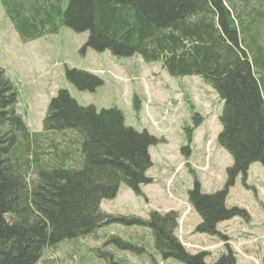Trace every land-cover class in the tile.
<instances>
[{
	"label": "trees",
	"instance_id": "trees-1",
	"mask_svg": "<svg viewBox=\"0 0 264 264\" xmlns=\"http://www.w3.org/2000/svg\"><path fill=\"white\" fill-rule=\"evenodd\" d=\"M249 1L243 0L245 5ZM252 1L264 9V0ZM0 2L22 42L54 34L63 26L88 34L82 52L108 51L115 58L136 55L144 63L160 62L171 77L201 78L222 102L217 143L232 165L221 191L204 195L195 181L188 192V203L200 218L195 232L218 236L219 223L247 218L243 210L226 208L225 199L236 177L244 178L251 164L259 163L264 171V22L257 24L262 14L256 6L241 20L236 2L226 0ZM4 74L0 69V264H38L46 248L89 236L102 225L138 224L105 215L100 203L114 199L120 185L141 195L139 188L150 183L148 149L155 139L127 127L117 109L96 111L59 91L47 106L42 131L70 132L74 138L61 152L53 150L51 164L38 165L33 150L41 133H31L16 114L17 94ZM78 76L90 81L89 89L99 84L65 70L66 79L77 86ZM132 104L137 111L135 96ZM74 152L78 159L69 163ZM31 172L35 177L29 181ZM150 216L146 224L163 260L204 264L206 253L189 255L173 235V215ZM111 242L121 250L135 249L117 239ZM234 263L228 250L216 264Z\"/></svg>",
	"mask_w": 264,
	"mask_h": 264
},
{
	"label": "rangeland",
	"instance_id": "rangeland-1",
	"mask_svg": "<svg viewBox=\"0 0 264 264\" xmlns=\"http://www.w3.org/2000/svg\"><path fill=\"white\" fill-rule=\"evenodd\" d=\"M233 1L241 20L256 6L262 14L257 24L264 22V9L255 1L250 0L247 5L243 0L226 3ZM87 35L60 26L54 34L22 42L0 2V69L16 91V114L31 133H41L33 150L38 165L51 164L53 150L61 152L74 138L70 132L42 131L47 106L59 91L96 111L117 109L127 127L145 131L156 141L148 149L151 167L146 177L150 183L139 188L141 195L120 185L114 199L100 203V211L111 218L140 222L102 225L89 236L60 242L46 248L38 264H107L108 260L118 264H181L163 260L156 251L152 231L146 224L153 213L158 219L173 215V235L189 255L206 253L204 264H216L228 250L234 264H262L264 171L259 163L251 164L244 178L236 177L225 199L226 208L243 210L247 218L219 223L218 236L195 232L200 218L188 203V192L195 181L204 195L221 191L226 169L232 165L231 157L217 143L222 102L215 91L196 76H169L160 62L144 63L136 55L115 58L108 51L82 52ZM65 70L96 79L99 84L89 89L90 81L78 76L77 86L66 79ZM134 96L138 100L137 111L133 109ZM187 129H191L189 136ZM71 148L75 151L76 145ZM77 154L72 153L69 163L78 159ZM29 158L31 169L35 170L34 157ZM34 177L31 172L27 180ZM113 239L130 245L134 251L118 249L111 242ZM102 253L106 255L102 257Z\"/></svg>",
	"mask_w": 264,
	"mask_h": 264
}]
</instances>
